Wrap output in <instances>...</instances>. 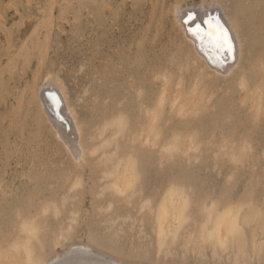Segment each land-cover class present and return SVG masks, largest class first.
<instances>
[{
	"label": "rangeland",
	"instance_id": "obj_1",
	"mask_svg": "<svg viewBox=\"0 0 264 264\" xmlns=\"http://www.w3.org/2000/svg\"><path fill=\"white\" fill-rule=\"evenodd\" d=\"M201 7L221 9L238 30L241 60L229 75L202 64L172 17ZM47 76L76 114L82 169L39 105ZM163 77L194 94L188 122L169 112V96L157 107ZM127 160L136 178L121 198L103 173ZM176 187L188 197L185 222L157 253L152 205ZM211 204L236 211L239 245L199 244ZM70 216L73 231L53 247ZM22 224L45 260L82 246L124 264H233L238 254L264 264V0H0V244Z\"/></svg>",
	"mask_w": 264,
	"mask_h": 264
},
{
	"label": "bare ground",
	"instance_id": "obj_2",
	"mask_svg": "<svg viewBox=\"0 0 264 264\" xmlns=\"http://www.w3.org/2000/svg\"><path fill=\"white\" fill-rule=\"evenodd\" d=\"M203 3L201 4L203 5ZM178 6L180 5H177V7ZM175 9L171 12L172 17L174 18V21L183 26L185 40L191 45L190 47H192L195 54L202 59V64L213 70L215 73L219 75L221 74L222 77L227 75L229 72L231 73V69L239 63L238 60L241 57L239 55L241 54V49L239 48L241 40H239L240 37L237 34L238 30H236V26L233 25L234 22L229 20V18L226 17L227 15L222 13V10L219 8L212 9L213 11L205 7H201L199 10L188 8L179 11ZM188 11L195 12L198 20L206 19L209 14H219L222 22L225 24V27L229 28L230 34L233 38L234 60H229V62L223 66L212 65L208 61L207 57L199 50L198 42L194 37L186 32L185 26L182 24V19L186 16ZM4 40L6 45H10L11 40L8 36H4ZM162 83L157 107H160L167 96H169V112L173 113V116L179 117L180 119L188 122L190 117L194 116L195 112L196 102L193 97L194 94L191 93L186 96L181 83L178 84L176 91L173 92L170 88L169 80L165 77L162 78ZM240 85H242V82H240ZM40 86L37 90V98L43 114L55 131L56 136L54 135V137L63 142L62 145H64L63 147L65 151L71 156V160L75 161L82 169L83 167L80 164L81 159L85 154V150L81 144V128L76 122V114L73 115L74 113L71 109L72 107H70L69 102H67L68 99L66 98V93L64 92L65 90H63V87H61V85L57 82H54L53 79L51 80L49 76H47L45 81ZM50 92L55 93L62 100L58 111L63 119H60L57 116V109L49 97ZM146 117V125L140 127V129L146 130L143 131L139 137L140 143L142 144L150 139L149 134L154 129L157 114L153 111L152 113L147 114ZM119 123L120 121L118 120L116 122L118 131L120 130ZM166 151L169 152L170 149H166ZM120 166L119 162H116L110 170L105 167L103 176L104 178H109L110 180L111 194L122 198L126 191L131 187L136 177L128 160L119 170ZM72 184L73 187H77L79 185V179L75 178ZM103 208L107 211L110 207L106 204ZM187 209L188 197H181L177 187L172 188L163 195H160L153 203L150 213V222L153 233L152 242L155 244V250L157 253H160L165 244L172 242L175 238L178 229L185 222V212ZM201 215L203 217V225H200L196 236L200 245L208 243L214 249L224 251L227 244L231 243L233 240L237 242V245L241 243L240 220L238 214L232 208L219 210L216 205L211 204L209 208L202 209ZM258 217L259 215L255 212H249L246 218L257 221ZM76 221V217H69V222L66 227L58 230L54 234V239L52 241L53 247L59 245L67 237V234L71 233L70 231H73V223ZM34 236L35 233L33 228L26 224H22L17 236H15L12 241H9L6 244H0V264H124L101 254L97 255L89 252L86 248L81 249L82 246L78 250L77 247L75 248V251H67L68 253H65L64 256L59 255V257L55 256V259L53 260H45L43 253L41 252L43 250L41 247L43 248V246L39 249L37 248V244L34 243ZM242 262L243 259L240 254L233 258V264H241Z\"/></svg>",
	"mask_w": 264,
	"mask_h": 264
},
{
	"label": "snow or ice",
	"instance_id": "obj_3",
	"mask_svg": "<svg viewBox=\"0 0 264 264\" xmlns=\"http://www.w3.org/2000/svg\"><path fill=\"white\" fill-rule=\"evenodd\" d=\"M182 24L186 32L198 42L199 50L212 65L223 66L229 60L235 59L233 38L219 14H209L206 19L198 20L195 12L188 11L182 19ZM49 97L57 109L58 118L63 119L58 111L62 103L61 98L51 92Z\"/></svg>",
	"mask_w": 264,
	"mask_h": 264
}]
</instances>
